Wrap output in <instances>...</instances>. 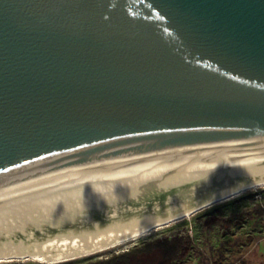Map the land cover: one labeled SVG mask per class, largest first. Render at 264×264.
Wrapping results in <instances>:
<instances>
[{
  "label": "water",
  "instance_id": "water-1",
  "mask_svg": "<svg viewBox=\"0 0 264 264\" xmlns=\"http://www.w3.org/2000/svg\"><path fill=\"white\" fill-rule=\"evenodd\" d=\"M151 163L264 164V0H0V193Z\"/></svg>",
  "mask_w": 264,
  "mask_h": 264
},
{
  "label": "bare ground",
  "instance_id": "bare-ground-1",
  "mask_svg": "<svg viewBox=\"0 0 264 264\" xmlns=\"http://www.w3.org/2000/svg\"><path fill=\"white\" fill-rule=\"evenodd\" d=\"M263 187L264 164H131L59 176L0 193V262H62Z\"/></svg>",
  "mask_w": 264,
  "mask_h": 264
},
{
  "label": "rangeland",
  "instance_id": "rangeland-1",
  "mask_svg": "<svg viewBox=\"0 0 264 264\" xmlns=\"http://www.w3.org/2000/svg\"><path fill=\"white\" fill-rule=\"evenodd\" d=\"M258 209V210H257ZM264 187L247 191L201 210L189 218L109 247L55 263L33 260L0 264H91L146 242L188 236V255L174 264H264Z\"/></svg>",
  "mask_w": 264,
  "mask_h": 264
},
{
  "label": "trees",
  "instance_id": "trees-1",
  "mask_svg": "<svg viewBox=\"0 0 264 264\" xmlns=\"http://www.w3.org/2000/svg\"><path fill=\"white\" fill-rule=\"evenodd\" d=\"M259 215H264V210ZM190 247L191 239L188 236L164 237L91 264H174L188 255Z\"/></svg>",
  "mask_w": 264,
  "mask_h": 264
}]
</instances>
